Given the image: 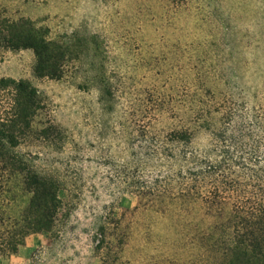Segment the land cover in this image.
I'll return each instance as SVG.
<instances>
[{"label":"rangeland","instance_id":"rangeland-1","mask_svg":"<svg viewBox=\"0 0 264 264\" xmlns=\"http://www.w3.org/2000/svg\"><path fill=\"white\" fill-rule=\"evenodd\" d=\"M0 16L66 49L49 78L33 49L0 46V79H28L41 98L16 151L62 200L54 228L0 264H216L200 237L213 220L200 158L231 145L247 200L243 167L264 160V0H0ZM27 198L6 176L0 220Z\"/></svg>","mask_w":264,"mask_h":264},{"label":"trees","instance_id":"trees-1","mask_svg":"<svg viewBox=\"0 0 264 264\" xmlns=\"http://www.w3.org/2000/svg\"><path fill=\"white\" fill-rule=\"evenodd\" d=\"M0 46L31 48L37 76H62L65 47L30 19L0 16ZM40 107L38 89L30 80L0 79V186L6 176L17 175L28 193L23 209L7 221L0 220V255L16 252L33 233L51 231L62 207L58 180L40 173L30 157L16 151ZM258 163L261 169L257 164L243 167V176L249 175L254 189L247 200H240L241 195H236L247 192L233 178L236 164L231 145L214 158H200V200L213 216L201 225L200 237L216 255V264H264V160Z\"/></svg>","mask_w":264,"mask_h":264}]
</instances>
